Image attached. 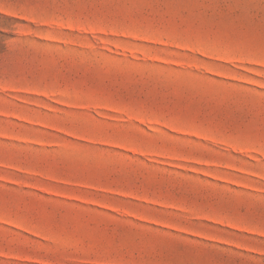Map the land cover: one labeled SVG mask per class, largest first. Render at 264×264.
I'll return each mask as SVG.
<instances>
[{
	"label": "rangeland",
	"instance_id": "374dc122",
	"mask_svg": "<svg viewBox=\"0 0 264 264\" xmlns=\"http://www.w3.org/2000/svg\"><path fill=\"white\" fill-rule=\"evenodd\" d=\"M0 264H264V0H0Z\"/></svg>",
	"mask_w": 264,
	"mask_h": 264
}]
</instances>
